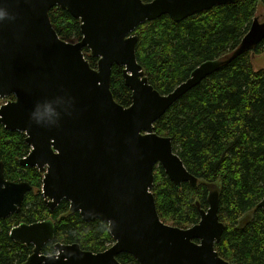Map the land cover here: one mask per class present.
<instances>
[{"label": "water", "instance_id": "95a60500", "mask_svg": "<svg viewBox=\"0 0 264 264\" xmlns=\"http://www.w3.org/2000/svg\"><path fill=\"white\" fill-rule=\"evenodd\" d=\"M237 0H0L14 19L0 20V122L23 131L30 145L20 164L43 173L45 202L62 199L85 220L107 221L114 238L94 252L78 243L44 244L54 237L52 219L14 226L11 237L32 244L24 264H122L117 255L132 254L140 264H231L215 249L225 224L219 218L220 186L208 183L207 209L181 228L164 222L152 193L154 169L160 164L177 185L198 178L174 151L172 138L154 131L155 122L186 91L236 56L264 39V19L254 17L239 45L230 53L206 60L169 93L148 80L137 61L136 27L164 14L181 20L215 5ZM66 9L81 21L76 42L60 38L49 11ZM98 57L90 65L83 49ZM114 65L123 67L131 103H118L111 91ZM54 110L41 124L31 119L37 105ZM58 113V115H56ZM30 182L7 179L0 159V218L19 212ZM199 205V203H198ZM264 209V197L258 203Z\"/></svg>", "mask_w": 264, "mask_h": 264}, {"label": "trees", "instance_id": "16d2710c", "mask_svg": "<svg viewBox=\"0 0 264 264\" xmlns=\"http://www.w3.org/2000/svg\"><path fill=\"white\" fill-rule=\"evenodd\" d=\"M260 4L264 7V0H237L181 20L164 14L140 23L133 32L138 36L136 56L149 82L169 93L202 62L233 51L258 17ZM49 15L60 38L81 39L79 18L59 6ZM83 51L96 67L97 57L87 47ZM263 52L264 39L186 91L154 124L156 133L172 138L174 151L198 178L196 186L189 181L177 186L160 164L155 166L151 190L160 218L181 228L192 226L200 219V208L209 206L208 183L218 184V213L225 228L215 249L231 264H264V209L258 206L264 197V66L257 69L252 61L253 55ZM111 91L118 103L130 105L132 92L121 66L112 68ZM29 150L25 132L0 122L5 177L32 185L21 210L0 218V264H24L32 253V244L19 243L10 235L23 222L53 220L54 237L42 248L47 254L54 252L57 242L78 243L94 252L110 247L114 238L107 221L85 220L80 212L70 211L67 199L53 209L45 202L43 173L19 162ZM247 212L252 217L240 226ZM117 258L122 264H140L127 252Z\"/></svg>", "mask_w": 264, "mask_h": 264}, {"label": "clouds", "instance_id": "9594fccd", "mask_svg": "<svg viewBox=\"0 0 264 264\" xmlns=\"http://www.w3.org/2000/svg\"><path fill=\"white\" fill-rule=\"evenodd\" d=\"M5 18L14 19V16H9L8 13L3 9L0 8V20ZM41 106L37 105L36 109L31 113V119H33L37 124H41L46 120V116H50L53 113V109L50 104H46L44 106V110L41 111ZM58 115V113H56Z\"/></svg>", "mask_w": 264, "mask_h": 264}, {"label": "rangeland", "instance_id": "374dc122", "mask_svg": "<svg viewBox=\"0 0 264 264\" xmlns=\"http://www.w3.org/2000/svg\"><path fill=\"white\" fill-rule=\"evenodd\" d=\"M258 17L262 20L264 18V7L263 5L258 6L257 10ZM253 65L255 68H260L264 66V52L259 55H253L252 57ZM252 217V212H247L244 216H242L241 220L239 221V225L243 226L247 221H249Z\"/></svg>", "mask_w": 264, "mask_h": 264}, {"label": "bare ground", "instance_id": "6f19581e", "mask_svg": "<svg viewBox=\"0 0 264 264\" xmlns=\"http://www.w3.org/2000/svg\"><path fill=\"white\" fill-rule=\"evenodd\" d=\"M9 100H11L10 98H8V96L7 97H5V98H2V100L0 101V105H2V104H4V103H6L7 101H9Z\"/></svg>", "mask_w": 264, "mask_h": 264}, {"label": "flooded vegetation", "instance_id": "af4514ba", "mask_svg": "<svg viewBox=\"0 0 264 264\" xmlns=\"http://www.w3.org/2000/svg\"><path fill=\"white\" fill-rule=\"evenodd\" d=\"M263 19H264V18H263ZM263 19H262V20H263ZM77 41H78V40H77ZM75 42H76V41H75ZM98 59H99V58L97 57V62H98ZM96 66H97V65H96ZM8 98H9V96H8ZM14 98H15V97H14ZM14 98H10V99H14ZM38 169H39V168H38ZM41 173H42V172H41ZM42 192H43V190H42ZM43 196H44V194H43ZM48 205H49V204H48ZM49 206L53 209V208H55L57 205L54 206V207H52L51 205H49Z\"/></svg>", "mask_w": 264, "mask_h": 264}]
</instances>
